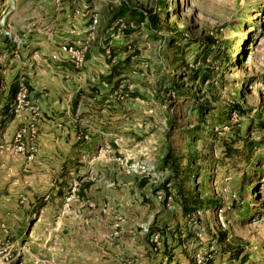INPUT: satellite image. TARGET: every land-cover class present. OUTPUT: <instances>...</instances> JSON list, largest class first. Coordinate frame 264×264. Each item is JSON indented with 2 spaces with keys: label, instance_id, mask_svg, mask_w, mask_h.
I'll list each match as a JSON object with an SVG mask.
<instances>
[{
  "label": "rangeland",
  "instance_id": "obj_1",
  "mask_svg": "<svg viewBox=\"0 0 264 264\" xmlns=\"http://www.w3.org/2000/svg\"><path fill=\"white\" fill-rule=\"evenodd\" d=\"M200 263L264 264V0H0V264Z\"/></svg>",
  "mask_w": 264,
  "mask_h": 264
},
{
  "label": "crops",
  "instance_id": "obj_2",
  "mask_svg": "<svg viewBox=\"0 0 264 264\" xmlns=\"http://www.w3.org/2000/svg\"><path fill=\"white\" fill-rule=\"evenodd\" d=\"M53 63L56 65L52 66V68H49L50 66L47 67L50 70V73L52 75L54 74L53 77L49 74L50 77L47 80L43 79V81L48 82L52 78L56 81V83L47 84L44 82L42 84L45 85L44 87L48 88V91L45 94H42V97L40 98V103L42 105V118H40V125L41 128H43V133L45 131L47 132L52 126H55V122L53 120L45 117V115H49L51 111H65V113L69 114V117L72 118V115L70 114L71 105L65 104L61 101L65 100L64 97H66V95H69V87L75 86L73 85V82L70 83L69 81V78L73 79L74 77L73 75L70 77L71 73L69 72V66H72V64L67 58H59V60L57 59V61ZM65 77H68V79H63ZM17 79L18 78L14 77L11 81H8V84L6 85L5 95L10 101L13 99L10 94L11 85ZM62 127L66 128L65 126ZM59 129L61 130V127Z\"/></svg>",
  "mask_w": 264,
  "mask_h": 264
},
{
  "label": "built area",
  "instance_id": "obj_3",
  "mask_svg": "<svg viewBox=\"0 0 264 264\" xmlns=\"http://www.w3.org/2000/svg\"><path fill=\"white\" fill-rule=\"evenodd\" d=\"M98 21H99L98 18L94 17L91 22L90 28L94 29L97 26ZM62 50L74 59H77V60L82 59L81 58L82 50L76 49L73 46H70L67 44L62 46ZM28 94L29 92H28L27 87H25L24 84H21L20 89L17 93V96L14 99V106L16 107V110L22 107ZM28 104H29V100L26 101L27 106ZM28 109L32 112H37L36 107L33 105L29 106ZM30 129L32 130L33 133L36 132L34 123L31 124ZM130 170L132 171V173L138 174V175L144 174L146 176H149V175L156 174L154 165H152L147 158L138 159V160H134L133 162H131Z\"/></svg>",
  "mask_w": 264,
  "mask_h": 264
},
{
  "label": "trees",
  "instance_id": "obj_4",
  "mask_svg": "<svg viewBox=\"0 0 264 264\" xmlns=\"http://www.w3.org/2000/svg\"><path fill=\"white\" fill-rule=\"evenodd\" d=\"M151 26L154 28V27H159V20H158V18L155 16V14H152L151 13ZM207 39H208V45H212V44H215V42H217L218 41V38H215L214 36H208L207 37ZM198 74H199V72L198 71H195L194 73H193V77L195 78V79H197V78H199L198 77ZM201 77H203V78H206V76H201ZM19 83H18V81L16 80L15 82H13L12 83V85H11V90H10V94H11V96L13 97V99L10 101L11 103L13 102V100H14V98H16V96H17V93H18V91H19ZM232 109L233 110H235V109H239L238 108V106H233L232 107ZM229 115V114H228Z\"/></svg>",
  "mask_w": 264,
  "mask_h": 264
}]
</instances>
